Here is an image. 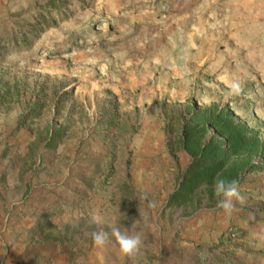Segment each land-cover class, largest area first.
Masks as SVG:
<instances>
[{
    "label": "rangeland",
    "instance_id": "obj_1",
    "mask_svg": "<svg viewBox=\"0 0 264 264\" xmlns=\"http://www.w3.org/2000/svg\"><path fill=\"white\" fill-rule=\"evenodd\" d=\"M42 1L0 5V264H133L114 239L92 240L113 221L141 234L135 264L172 256L178 240L205 253L195 264H221L238 225L232 239L227 227L182 236L220 198L165 204L189 161L176 143L188 106L228 104L264 136V0H66L24 43Z\"/></svg>",
    "mask_w": 264,
    "mask_h": 264
},
{
    "label": "trees",
    "instance_id": "obj_2",
    "mask_svg": "<svg viewBox=\"0 0 264 264\" xmlns=\"http://www.w3.org/2000/svg\"><path fill=\"white\" fill-rule=\"evenodd\" d=\"M66 0H45L41 9L21 30L23 42L50 26L46 10ZM25 29V30H24ZM6 93V92H5ZM5 98L0 94V102ZM58 129L52 132L47 146H54ZM189 161L169 194L165 206H194L203 199L220 198L215 194L217 176L239 182L251 171L264 169V136L246 120L237 119L228 104L215 102L206 106L191 104L182 115L180 134L176 139Z\"/></svg>",
    "mask_w": 264,
    "mask_h": 264
},
{
    "label": "crops",
    "instance_id": "obj_3",
    "mask_svg": "<svg viewBox=\"0 0 264 264\" xmlns=\"http://www.w3.org/2000/svg\"><path fill=\"white\" fill-rule=\"evenodd\" d=\"M6 0H0V5ZM257 174L260 172L251 171L246 173L241 181L239 182L240 191L244 197V202L241 203L237 201L231 215H226L224 211L212 210L206 211L202 217L204 223L192 222L188 230L184 232L182 236L192 238L193 240H198V237H204L205 235L209 238V233L201 235L202 231H206L208 228L212 227L213 231L211 236L215 240L217 236L223 233L224 229L229 224L238 225L241 232V238L233 242H227V246L222 248L225 252L226 258L220 260L221 264H257L259 261H263L260 257L259 251H257V241H258V231H257V215L254 216L253 210L255 207H251L257 199ZM249 196L252 199H249ZM222 199V197H220ZM247 206V207H246ZM250 206V207H249ZM254 218V221H250ZM202 221V220H201ZM185 241V240H184ZM182 240L175 242L174 254L165 255L163 259H156L152 261V264H195L193 259H199L200 256L204 255V252H197L192 250V243L189 240L188 243ZM199 248H197L198 250ZM197 252V253H196ZM223 255V254H221ZM208 255L206 261L200 260L202 264H219V260Z\"/></svg>",
    "mask_w": 264,
    "mask_h": 264
},
{
    "label": "clouds",
    "instance_id": "obj_4",
    "mask_svg": "<svg viewBox=\"0 0 264 264\" xmlns=\"http://www.w3.org/2000/svg\"><path fill=\"white\" fill-rule=\"evenodd\" d=\"M233 94L239 95L242 92V87L238 81H233L230 85ZM214 191L218 197L217 207L221 208L226 215H231L235 203L237 201L243 203L244 197L240 191L239 181L236 179H225L217 176L214 182ZM92 223L100 225L99 218H93ZM110 230H105L103 227H97L92 233L91 237L93 242L97 246H106L113 242L119 245L120 251L129 257L135 264V259L141 254V250L144 248V240L139 232L134 231L135 224H132L130 229L124 230L113 221L108 226Z\"/></svg>",
    "mask_w": 264,
    "mask_h": 264
},
{
    "label": "built area",
    "instance_id": "obj_5",
    "mask_svg": "<svg viewBox=\"0 0 264 264\" xmlns=\"http://www.w3.org/2000/svg\"><path fill=\"white\" fill-rule=\"evenodd\" d=\"M226 235L231 239L235 238L237 236V228L233 226L227 227Z\"/></svg>",
    "mask_w": 264,
    "mask_h": 264
}]
</instances>
